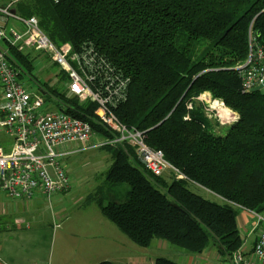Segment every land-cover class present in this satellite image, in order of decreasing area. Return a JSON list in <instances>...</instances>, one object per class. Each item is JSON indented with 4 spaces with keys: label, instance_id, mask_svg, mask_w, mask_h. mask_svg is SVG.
<instances>
[{
    "label": "trees",
    "instance_id": "trees-1",
    "mask_svg": "<svg viewBox=\"0 0 264 264\" xmlns=\"http://www.w3.org/2000/svg\"><path fill=\"white\" fill-rule=\"evenodd\" d=\"M13 10L36 17L56 45L74 52L90 46L129 78L116 116L145 132L147 145L185 176H154L129 142L106 146L113 156L107 192L123 183L130 191L124 201L95 199L105 219L139 247L161 240L197 256L213 243L227 262L245 244L241 211L264 214V90L243 92L238 69L250 53V32L264 48V0H22ZM8 60L21 78L34 76L30 52L9 48ZM39 91L95 135L114 137L95 102L48 83ZM207 92L239 115L234 125L209 119L199 100ZM192 184L223 202L196 194ZM155 264L180 263L160 257Z\"/></svg>",
    "mask_w": 264,
    "mask_h": 264
},
{
    "label": "built area",
    "instance_id": "built-area-1",
    "mask_svg": "<svg viewBox=\"0 0 264 264\" xmlns=\"http://www.w3.org/2000/svg\"><path fill=\"white\" fill-rule=\"evenodd\" d=\"M20 1L10 0L6 6H0V134L5 132L12 143L9 152L0 146V194L14 200H30L39 193L50 198V195L69 191L70 177L61 164L62 157L68 154L64 150L70 144L87 143L95 136L88 122L56 109H43L48 104L44 94L25 86L20 72L8 60L9 48L20 52L31 48L45 53L67 76L69 95L82 102L98 104L97 119L114 137L102 139L97 147L129 142L154 176L161 178L171 172L177 179H185L162 151L147 145L145 132L128 128L116 116L117 105L127 99L130 79L90 46L74 52L69 44L56 45L36 17L24 18L14 12ZM11 20L16 25L10 28ZM248 38L250 53L245 64L238 68L242 72L245 93L264 83V48L252 32ZM199 100L213 110L205 95ZM213 103L214 108L225 107L223 101ZM209 114L212 119V113ZM238 119L234 114L232 121L227 119L223 125H234ZM253 215V231H257L253 246L248 248L245 243L227 262L219 264H264V227H261L264 214Z\"/></svg>",
    "mask_w": 264,
    "mask_h": 264
},
{
    "label": "rangeland",
    "instance_id": "rangeland-1",
    "mask_svg": "<svg viewBox=\"0 0 264 264\" xmlns=\"http://www.w3.org/2000/svg\"><path fill=\"white\" fill-rule=\"evenodd\" d=\"M9 2L10 0H0V6L4 7ZM15 25L14 20H11L9 27L11 28ZM5 47L7 46L5 45ZM27 52L34 55L36 61L33 71L34 76H22V81L25 86L29 87L32 91H39V84L48 83L51 87L59 88L62 92L68 91V80L64 78L65 76L60 67L55 65L43 52H38L31 48L26 50ZM44 97L47 98L48 96L45 95ZM79 101L82 102L80 99ZM211 103L213 110H210L209 106H207L208 110H206L208 114L212 113V122H218L221 126L225 127L223 124L226 123L224 122L227 119L232 121L231 118L235 112L226 107V105L225 107H221L229 111V117L224 120L220 117V110L217 107L214 108V103ZM43 109L49 111L55 108H52L48 103ZM231 124L233 125V123ZM231 124L227 126H231ZM101 140L102 138L96 134L87 143L68 145L64 150L68 154L62 157L61 164L70 177V190L50 195V198L44 196L43 200L33 205V208L30 210L32 219L28 222L32 224V229L49 227L51 229L50 231H52V235H50V238L47 235L44 243L46 245L45 249H47V246L49 247L44 258L45 264H79L78 261H74L75 256H72V254H74L75 248L83 243L85 237H92L94 244V255L91 256L93 259L90 264H99L106 260L115 262V256H120L119 253L115 252L113 255L111 252L105 253L104 250L101 251V254L98 253L102 249L100 246L105 244L108 237L118 239L120 242L121 240L122 242L125 240L128 246L134 248V251L138 254H147L153 258L164 257L180 264H186V256L191 255L185 251L168 243V249L163 252L156 249L155 244L157 240L149 248L139 247L132 243L126 235L102 215L100 208L95 202L97 200L95 199H100L101 195L107 198V195H109L111 198L115 197L117 201H124L127 197V192L130 191V187L123 183L112 187L109 193L107 192L109 186L105 184V179L108 170L113 164V156H111L112 154L105 147H97ZM10 143L9 136L5 132L1 133L0 145L9 151L10 148H7V145ZM172 176L174 175L171 172L166 174V178L171 179ZM189 188L205 199L211 200V202H223L219 197L212 194V192L210 193L201 187L192 184L189 185ZM100 222L109 226L111 230H106V232H109L111 236L109 234H103L104 230L102 228L104 226H101ZM56 225H59V227H56ZM239 226L247 247L251 248L255 242V237H257V231H253V225L250 228H244L240 223ZM261 227H264V225ZM98 229L103 233L99 232ZM68 250L71 252L70 257L69 252H67ZM217 251V248L211 243L208 249L202 254V257H198V261L201 264H219L223 259Z\"/></svg>",
    "mask_w": 264,
    "mask_h": 264
},
{
    "label": "crops",
    "instance_id": "crops-1",
    "mask_svg": "<svg viewBox=\"0 0 264 264\" xmlns=\"http://www.w3.org/2000/svg\"><path fill=\"white\" fill-rule=\"evenodd\" d=\"M204 95L206 96L207 101H215L210 93L207 92ZM201 102L205 104L207 108L206 102ZM11 145L12 143L7 145V148H10V150ZM5 151L7 150L5 149ZM44 196L45 195L42 193H39L35 198L30 200H14L12 198H7L6 195L0 194V264H45L44 258L46 257L49 247L47 246V249H45L46 245H44V243L47 235L50 238L52 231H50L51 229L49 227L32 229V224L28 222L32 219L30 210L33 208V205L37 204L40 200H43ZM238 221L239 225L241 223V226L244 228H250L255 223V218L253 213L247 210H242ZM100 225L104 226L102 228L104 233L98 229L99 232L111 236L109 232H106V230H111L109 226L105 223L102 224L101 222ZM56 227H59V225H56ZM152 242L155 243L154 241ZM153 243L151 246L154 245ZM100 247L102 249L98 251L99 254H101L102 250H104L105 253L111 252L113 255L115 252L120 254L121 257L115 256L116 263L111 260V262L115 264H155L156 259L160 258H153L150 255H144L143 253L138 254L134 251V248L128 246L125 240L124 242H122V240L120 242L113 237H108L105 244H102ZM155 247L164 252V250L168 249V243L157 240ZM67 252H69L70 257V250ZM73 253L72 256H75L74 261H78L79 264H90L93 259L91 256L94 255L92 237H85L83 243L77 246ZM198 257H202V254L200 256L187 255L185 262L186 264H201L198 261Z\"/></svg>",
    "mask_w": 264,
    "mask_h": 264
},
{
    "label": "bare ground",
    "instance_id": "bare-ground-1",
    "mask_svg": "<svg viewBox=\"0 0 264 264\" xmlns=\"http://www.w3.org/2000/svg\"><path fill=\"white\" fill-rule=\"evenodd\" d=\"M218 109L220 110V117L223 118L224 120H226L229 117V111H227L224 108H220L218 107Z\"/></svg>",
    "mask_w": 264,
    "mask_h": 264
},
{
    "label": "water",
    "instance_id": "water-1",
    "mask_svg": "<svg viewBox=\"0 0 264 264\" xmlns=\"http://www.w3.org/2000/svg\"><path fill=\"white\" fill-rule=\"evenodd\" d=\"M14 12L16 13L15 10H14ZM262 90H264V83L261 84L260 86H258L257 88H254L253 92H259V91H262Z\"/></svg>",
    "mask_w": 264,
    "mask_h": 264
}]
</instances>
